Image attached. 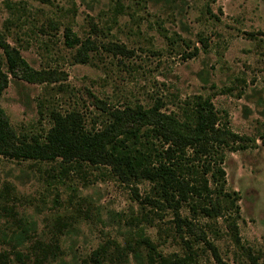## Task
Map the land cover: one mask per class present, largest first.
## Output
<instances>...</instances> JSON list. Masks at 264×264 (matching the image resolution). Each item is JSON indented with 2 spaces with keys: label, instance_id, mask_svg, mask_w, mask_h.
<instances>
[{
  "label": "rangeland",
  "instance_id": "obj_1",
  "mask_svg": "<svg viewBox=\"0 0 264 264\" xmlns=\"http://www.w3.org/2000/svg\"><path fill=\"white\" fill-rule=\"evenodd\" d=\"M0 35L43 75L8 74L0 49V107L17 139H42L54 113L98 129L136 104L183 120L201 99L236 135L215 156L220 180L204 175L221 208L211 217L207 199L174 212L153 183L107 165L0 156V264H16L8 238L22 228L19 250L57 245L48 264H94L97 251L103 264H146L140 235L186 264H264V0H0Z\"/></svg>",
  "mask_w": 264,
  "mask_h": 264
},
{
  "label": "trees",
  "instance_id": "obj_2",
  "mask_svg": "<svg viewBox=\"0 0 264 264\" xmlns=\"http://www.w3.org/2000/svg\"><path fill=\"white\" fill-rule=\"evenodd\" d=\"M64 42L72 46L78 43V39L65 33ZM89 44L86 41L76 50L77 61L87 60V50L91 49ZM0 49L8 74H18L26 81L43 78L42 73L30 68L18 50L9 46L1 35ZM6 84V73L0 71V93ZM159 108L157 102L148 107L140 104L125 106L112 113V119L98 129L86 127L79 117L54 113L52 124L42 139L31 137L25 140L17 139L0 107V156L36 160L60 157L67 163L107 165L123 179L140 178L153 183L160 202L166 203L174 212L183 203L190 204L193 212L195 207L190 201L200 198L208 200L199 208L203 215L217 214L221 208L218 200L210 197L208 179L204 175L208 174L212 182L220 180L223 170L215 156L219 148L236 135L215 126L217 117L207 99L196 101L183 120L161 112ZM260 141L264 145V135ZM59 231L56 228L54 233ZM26 239L27 231L23 228L8 238L14 243L11 247L16 248V264H48L56 257L58 247L55 243L37 242L28 252L19 250ZM139 242L152 253L146 254V264H186L182 258L155 256L157 253L144 236L140 235ZM99 255L98 251L91 255L94 264H103ZM216 260L217 264H224L220 259Z\"/></svg>",
  "mask_w": 264,
  "mask_h": 264
}]
</instances>
